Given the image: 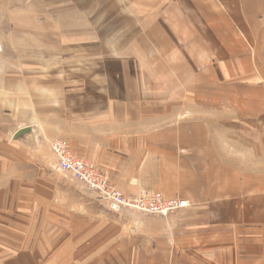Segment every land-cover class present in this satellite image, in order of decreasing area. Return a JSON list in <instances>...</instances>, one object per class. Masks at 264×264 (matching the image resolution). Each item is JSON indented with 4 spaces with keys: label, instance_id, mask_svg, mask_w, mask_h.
Instances as JSON below:
<instances>
[{
    "label": "crops",
    "instance_id": "obj_1",
    "mask_svg": "<svg viewBox=\"0 0 264 264\" xmlns=\"http://www.w3.org/2000/svg\"><path fill=\"white\" fill-rule=\"evenodd\" d=\"M0 264H264V0H0Z\"/></svg>",
    "mask_w": 264,
    "mask_h": 264
},
{
    "label": "built area",
    "instance_id": "obj_2",
    "mask_svg": "<svg viewBox=\"0 0 264 264\" xmlns=\"http://www.w3.org/2000/svg\"><path fill=\"white\" fill-rule=\"evenodd\" d=\"M50 147L57 158V169L80 181L113 211L127 209L144 215L168 216L189 205V201L185 199L167 198L160 192L127 194L111 181L107 170L100 169L76 155L66 140L53 139Z\"/></svg>",
    "mask_w": 264,
    "mask_h": 264
},
{
    "label": "water",
    "instance_id": "obj_3",
    "mask_svg": "<svg viewBox=\"0 0 264 264\" xmlns=\"http://www.w3.org/2000/svg\"><path fill=\"white\" fill-rule=\"evenodd\" d=\"M31 128H23V129H20L14 136V139L15 140H20L22 138H24L27 134H29L31 132Z\"/></svg>",
    "mask_w": 264,
    "mask_h": 264
},
{
    "label": "rangeland",
    "instance_id": "obj_4",
    "mask_svg": "<svg viewBox=\"0 0 264 264\" xmlns=\"http://www.w3.org/2000/svg\"><path fill=\"white\" fill-rule=\"evenodd\" d=\"M57 139H59V138H57ZM52 141V140H51Z\"/></svg>",
    "mask_w": 264,
    "mask_h": 264
}]
</instances>
